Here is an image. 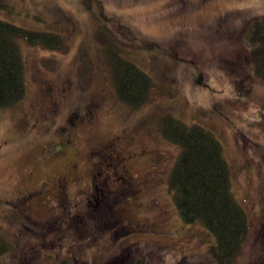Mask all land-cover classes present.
Returning a JSON list of instances; mask_svg holds the SVG:
<instances>
[{
	"label": "rangeland",
	"instance_id": "1",
	"mask_svg": "<svg viewBox=\"0 0 264 264\" xmlns=\"http://www.w3.org/2000/svg\"><path fill=\"white\" fill-rule=\"evenodd\" d=\"M5 2L0 19L62 48L18 40L25 95L0 108V264H217L214 235L183 222L167 183L180 147L161 135L166 114L220 142L248 221L238 263L264 264V83L244 44L264 0ZM111 42L153 80L140 107L116 97Z\"/></svg>",
	"mask_w": 264,
	"mask_h": 264
},
{
	"label": "trees",
	"instance_id": "2",
	"mask_svg": "<svg viewBox=\"0 0 264 264\" xmlns=\"http://www.w3.org/2000/svg\"><path fill=\"white\" fill-rule=\"evenodd\" d=\"M7 6L0 0V9ZM19 39L31 45L62 48L59 35L25 29L0 19V108L10 107L25 95L24 62ZM244 44L254 74L264 83V20H255L244 32ZM107 47L111 79L116 97L131 107H140L150 97L153 80L132 61L120 55L112 42ZM161 135L180 147L168 175L179 214L185 224L203 223L215 237L208 253L217 264H239L241 247L248 234L245 210L229 190V169L218 139L202 127L166 114L161 118ZM12 244L0 234V254ZM59 264H68L62 260ZM134 264H144L137 258Z\"/></svg>",
	"mask_w": 264,
	"mask_h": 264
},
{
	"label": "flooded vegetation",
	"instance_id": "3",
	"mask_svg": "<svg viewBox=\"0 0 264 264\" xmlns=\"http://www.w3.org/2000/svg\"><path fill=\"white\" fill-rule=\"evenodd\" d=\"M69 144H70V139L68 138L65 140V142H63L64 149L62 150V153L68 149ZM111 158H112V156H110V158H109L111 161L110 166H112V164H113ZM77 166H78V163L76 161H72V163L70 164V166L67 167L65 172L59 173L60 176L58 175L59 176L58 178H60V180H61V183L63 185V187H62L63 189H65V188L67 189L69 187V182H71V181L76 182L77 181L76 175H75L78 172ZM98 169L101 170L100 172L102 173V176H103L104 197H106L105 196V185L107 184V180H108V177L110 176V172H108V170L105 169L103 166H98ZM109 171H110V169H109ZM98 174H100V173H98ZM80 189H81V187H75L76 192L80 191ZM118 214L120 215L119 211H118ZM118 218L119 219H116V220L119 223L120 227L125 228V224L123 223L122 218L121 217H118Z\"/></svg>",
	"mask_w": 264,
	"mask_h": 264
}]
</instances>
